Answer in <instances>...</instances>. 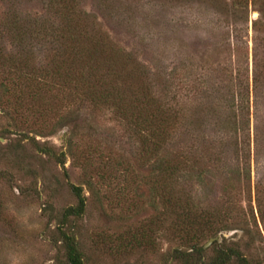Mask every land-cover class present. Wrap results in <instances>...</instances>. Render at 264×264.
I'll list each match as a JSON object with an SVG mask.
<instances>
[{
    "label": "rangeland",
    "instance_id": "374dc122",
    "mask_svg": "<svg viewBox=\"0 0 264 264\" xmlns=\"http://www.w3.org/2000/svg\"><path fill=\"white\" fill-rule=\"evenodd\" d=\"M48 1L0 0V33L14 32L13 14H44ZM79 2L103 36L145 68L148 77L135 79L136 89L169 101L174 69L185 64L186 124L158 153L145 151L111 110L91 116L89 108L55 135L41 120L26 124L0 110V264H69L59 225L78 203L72 184L87 197L84 216L68 223L86 264H193L185 253L214 237L205 259L235 242L253 264H264V0L244 13L231 0ZM75 130L79 142L100 148L113 165L84 166L86 151L68 154L61 166L29 145L16 149L11 133L60 147L63 132ZM177 153L190 163L179 185L162 184L164 200L159 161ZM172 186L192 199L198 237L175 228ZM206 211L215 213L222 232L205 229Z\"/></svg>",
    "mask_w": 264,
    "mask_h": 264
},
{
    "label": "trees",
    "instance_id": "16d2710c",
    "mask_svg": "<svg viewBox=\"0 0 264 264\" xmlns=\"http://www.w3.org/2000/svg\"><path fill=\"white\" fill-rule=\"evenodd\" d=\"M256 1L231 0L232 5L243 8L241 13ZM11 23L14 32L0 33V110L4 116L20 119L26 124L41 120L45 122L42 129L55 135L60 128L77 122L82 118L81 112L89 108L92 111L88 115L91 116L111 110L136 132L145 151L155 148L158 153L185 126L188 116L186 101L189 100L185 64L174 69L169 101L136 89L133 81L148 77L145 68L136 63L133 66L132 56L114 47L103 36L92 16L80 9L79 0H49L44 14L26 18L13 14ZM7 43H11V47ZM198 79L195 77L196 83L205 81ZM197 90L196 97L201 93ZM219 107L217 109H221ZM11 133L17 136L16 149L29 145L61 166L66 165L68 154L86 151L92 157L90 155L85 160L84 166L96 165L105 170L113 165H110L112 159L107 160L100 148L87 146L84 140L79 142L76 130L63 132L64 142L60 147L48 141L41 142L25 132ZM90 158L95 162L92 163ZM189 163L190 159L182 153L172 158H160L158 183L164 200L162 184L179 185ZM71 187L78 203L63 212L60 236L68 263L86 264L79 241L74 233H70L68 223L70 219L84 216L87 197L82 186L72 184ZM171 192L168 198L177 216L175 228L190 234L191 239L198 237L194 227L200 220L198 216H192V199L174 186ZM214 214L206 211L207 217L203 220L205 229L216 235L224 227H216L220 220H216ZM203 253H206L205 248L194 244L185 257L189 261L194 259L193 264H253L235 242L218 249L210 258L205 259ZM175 254L182 255V251L176 250Z\"/></svg>",
    "mask_w": 264,
    "mask_h": 264
},
{
    "label": "water",
    "instance_id": "95a60500",
    "mask_svg": "<svg viewBox=\"0 0 264 264\" xmlns=\"http://www.w3.org/2000/svg\"><path fill=\"white\" fill-rule=\"evenodd\" d=\"M219 237H214L212 239H210L206 244H205V248H208L209 246H211L215 241H218Z\"/></svg>",
    "mask_w": 264,
    "mask_h": 264
}]
</instances>
